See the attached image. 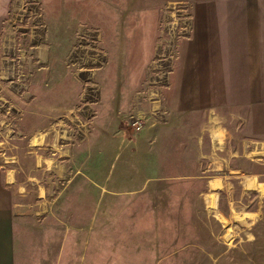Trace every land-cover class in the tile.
Returning <instances> with one entry per match:
<instances>
[{"label":"rangeland","instance_id":"obj_1","mask_svg":"<svg viewBox=\"0 0 264 264\" xmlns=\"http://www.w3.org/2000/svg\"><path fill=\"white\" fill-rule=\"evenodd\" d=\"M155 2L0 0L2 170L10 183L29 176L32 198L30 184L54 175L27 171L34 161L42 167V156L65 182L79 169L107 189L137 190L107 192L78 176L66 198L98 195V214L66 240L60 264H264V194L249 184L264 180L252 173L264 172V152L243 145L233 108L209 118V130L201 112L186 124L173 109L178 41L190 34L191 16L183 2ZM155 8L152 33L145 13ZM142 34L155 36L152 47ZM15 155L18 162L4 158ZM235 168L208 207L203 176ZM170 171L177 177H165ZM61 231L51 229L47 243ZM49 256L46 264H58Z\"/></svg>","mask_w":264,"mask_h":264},{"label":"crops","instance_id":"obj_2","mask_svg":"<svg viewBox=\"0 0 264 264\" xmlns=\"http://www.w3.org/2000/svg\"><path fill=\"white\" fill-rule=\"evenodd\" d=\"M155 1L161 0H143V3L151 5ZM173 1L187 4L191 16L190 34L178 41L180 68L176 71L173 86L176 97H173V109L187 114L186 124L190 122L188 114L201 112L208 117L201 122L203 129L209 130V118L220 119L222 115L219 111L233 108L236 111L233 114L234 123L237 120L235 125L245 134L243 145L250 142L251 146L256 144L255 150L264 152V0ZM159 4L161 2H157L156 6ZM153 12L145 13V16L150 17L148 23L151 25L147 24L149 31L155 33L159 9L155 8ZM153 16L155 18L152 19ZM137 39L148 42L146 45L152 47L155 36L151 39V36L142 34ZM225 129L223 140L226 142V126ZM29 146L34 144L30 141ZM4 158L16 159L17 162L20 159L17 155ZM67 158L64 157L63 161ZM42 159V167H37L34 161L27 171L33 172V177H36L35 173H44V170H52L54 175L52 180L30 184L35 186L36 191L35 198H32L29 176L25 175V183L15 180L10 183L9 173L2 170L3 158L0 155V264H46L49 255L55 263H61L66 240L75 238L76 235L71 234L81 232L85 226L89 227L98 214V195L87 200L66 198L67 190L78 180V176L86 177L95 189L100 187L122 195L137 191L99 186L91 172L84 174L79 169L65 182L64 173H59L56 167H46L48 160L44 156ZM261 160L264 164V158ZM232 172H239V169H228V173L220 178H211L208 174L203 176L206 188L204 198L208 207L218 205L217 193L227 190V175L232 176ZM252 173L264 177V172ZM164 175L177 177V173L171 171ZM146 180H152V176H147ZM249 184L250 189L261 193L256 185H264V180ZM89 187L92 188L91 185ZM75 188L76 185L70 190L73 195L78 192ZM55 225L61 228V236L54 233V242L50 245L47 241ZM37 226L41 228L39 233L35 231L39 229ZM83 238H92V233H85Z\"/></svg>","mask_w":264,"mask_h":264},{"label":"bare ground","instance_id":"obj_3","mask_svg":"<svg viewBox=\"0 0 264 264\" xmlns=\"http://www.w3.org/2000/svg\"><path fill=\"white\" fill-rule=\"evenodd\" d=\"M254 184V183H253ZM256 187H259L260 191L264 194V185H256ZM213 204V203H212Z\"/></svg>","mask_w":264,"mask_h":264}]
</instances>
